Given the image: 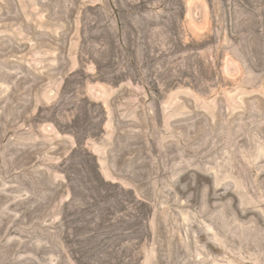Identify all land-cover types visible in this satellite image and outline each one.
Returning a JSON list of instances; mask_svg holds the SVG:
<instances>
[{"label":"rangeland","instance_id":"rangeland-1","mask_svg":"<svg viewBox=\"0 0 264 264\" xmlns=\"http://www.w3.org/2000/svg\"><path fill=\"white\" fill-rule=\"evenodd\" d=\"M0 264H264V0H0Z\"/></svg>","mask_w":264,"mask_h":264}]
</instances>
